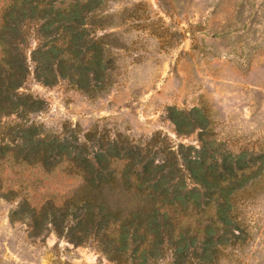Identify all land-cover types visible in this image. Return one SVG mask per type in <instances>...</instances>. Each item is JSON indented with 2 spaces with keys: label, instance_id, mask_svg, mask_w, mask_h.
<instances>
[{
  "label": "rangeland",
  "instance_id": "rangeland-1",
  "mask_svg": "<svg viewBox=\"0 0 264 264\" xmlns=\"http://www.w3.org/2000/svg\"><path fill=\"white\" fill-rule=\"evenodd\" d=\"M8 0H0V12ZM109 61L104 84L85 93L66 80H34L26 33L28 76L17 91L38 110L0 116V264H139L134 252L104 251L97 240L74 245L27 210L74 197L79 173L62 161L49 169L14 158L20 130L34 140L77 137L92 150L112 141L144 147L159 136L174 148H199L198 130L177 135L167 109L197 108L223 149L264 154V0H104L90 21ZM22 156V155H21ZM239 240L213 264H264V173L232 198ZM147 264H172L171 252ZM193 264V263H192Z\"/></svg>",
  "mask_w": 264,
  "mask_h": 264
},
{
  "label": "trees",
  "instance_id": "trees-1",
  "mask_svg": "<svg viewBox=\"0 0 264 264\" xmlns=\"http://www.w3.org/2000/svg\"><path fill=\"white\" fill-rule=\"evenodd\" d=\"M104 0H8L0 12V116L26 114L41 102L20 95L29 74L26 33L35 26L30 51L36 82L60 80L94 92L104 84L107 56L90 21ZM177 135L198 130L199 148H175L159 136L144 146L112 141L94 151L76 136L34 140L33 128L20 130L14 158L49 169L68 162L81 176L74 197L55 207L27 210L33 222L50 224L74 245L95 239L112 254L136 253L147 264L171 252L172 264H213L221 248L240 238L233 195L264 173V154L231 153L208 133L199 109H167ZM8 146H0V158ZM22 155V156H21Z\"/></svg>",
  "mask_w": 264,
  "mask_h": 264
}]
</instances>
